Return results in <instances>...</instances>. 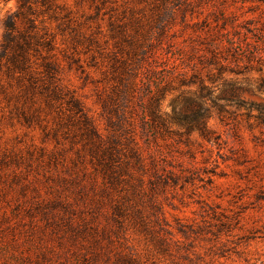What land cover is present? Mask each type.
<instances>
[{"label": "rangeland", "instance_id": "rangeland-1", "mask_svg": "<svg viewBox=\"0 0 264 264\" xmlns=\"http://www.w3.org/2000/svg\"><path fill=\"white\" fill-rule=\"evenodd\" d=\"M27 3L19 28L31 19L51 48L31 50V75L44 78L35 90L24 91L29 74L0 72L9 95L0 93V264H264V123L247 108L264 103V91L216 108L211 140L175 125L155 136L142 118L155 88L148 77L173 75L161 103L170 112L176 96L198 88L183 84L193 73L210 84L217 44L234 70L224 78L264 76V4ZM19 6L0 0V48ZM48 52L61 89L52 105L40 92ZM73 97L101 139L85 132Z\"/></svg>", "mask_w": 264, "mask_h": 264}, {"label": "trees", "instance_id": "trees-1", "mask_svg": "<svg viewBox=\"0 0 264 264\" xmlns=\"http://www.w3.org/2000/svg\"><path fill=\"white\" fill-rule=\"evenodd\" d=\"M28 0H19L20 6L15 14L16 19L9 21L7 24L6 33L4 34L3 41L1 43L0 50V72L2 75L7 77H22L25 75L29 76V84L26 85V89L35 90L37 87L36 82L44 78L37 79L35 75H31V50L35 49L34 44H40L48 49L51 48V43L48 40H41L38 32H31V30L37 28L35 22L31 19L28 20L26 31L24 28H19V23L24 22L26 18L24 16L25 9L29 8L30 5L27 3ZM233 2H245L247 0H231ZM255 1L259 4H264V0H250ZM37 37V38H36ZM217 48L211 52L208 66H214L216 72H209L207 80L202 77L199 73H193L192 79L183 84H198L196 90L182 91L176 96L171 102V111H162V99L165 94L166 86L170 85L173 79V75L163 74L161 76H150L148 82L155 84L154 89H150V95L148 101L142 105V113L144 123L148 125V131L155 136L164 137L166 134L170 135L174 133L172 127L175 125L178 128L185 129L188 134L197 132L202 138L211 140V130L208 126L210 117L214 114V110L218 108L219 113L227 112L226 106L228 105H242L244 102L243 95L245 93L254 94L256 91H264V76L260 77L257 81L247 79L246 83L241 80L232 78H224L222 75L230 70L228 63L229 56L222 55L220 44H217ZM38 52L39 47H38ZM40 55H42L40 53ZM234 56V55H232ZM43 58V71L42 77L48 79V82L43 81L41 83V94L44 96V100L48 105H52L54 99L60 98V88L53 85L55 79V71H57V62L55 58L49 54L41 56ZM235 58V57H233ZM236 60V59H235ZM184 75L185 73H178ZM22 75V76H21ZM17 78V79H18ZM36 79V80H35ZM221 80V83L215 84L217 80ZM1 80V78H0ZM18 80H21L19 78ZM35 80V81H34ZM181 81L184 82V79ZM8 82V81H7ZM9 83V82H8ZM7 83V84H8ZM6 84L0 81V93L4 94L7 98L9 95L6 94ZM9 98V97H8ZM247 102V101H246ZM72 111L77 117L79 123L85 125V132L90 137L101 136L95 129L93 120L86 112L84 105L77 98L71 99ZM248 109L258 110L256 118L260 119L264 123V103H253L250 102ZM113 145L108 148V153L113 157ZM107 149V148H106ZM132 155L136 161V164L140 165V157L136 149L131 147Z\"/></svg>", "mask_w": 264, "mask_h": 264}]
</instances>
